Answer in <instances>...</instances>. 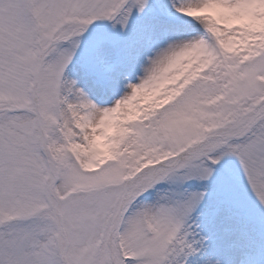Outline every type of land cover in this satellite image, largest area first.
I'll return each instance as SVG.
<instances>
[{
  "label": "snow or ice",
  "instance_id": "snow-or-ice-1",
  "mask_svg": "<svg viewBox=\"0 0 264 264\" xmlns=\"http://www.w3.org/2000/svg\"><path fill=\"white\" fill-rule=\"evenodd\" d=\"M0 264H264V0H0Z\"/></svg>",
  "mask_w": 264,
  "mask_h": 264
}]
</instances>
